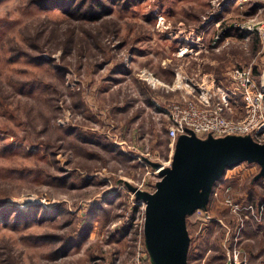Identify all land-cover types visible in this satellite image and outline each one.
Listing matches in <instances>:
<instances>
[{
  "label": "rangeland",
  "instance_id": "obj_1",
  "mask_svg": "<svg viewBox=\"0 0 264 264\" xmlns=\"http://www.w3.org/2000/svg\"><path fill=\"white\" fill-rule=\"evenodd\" d=\"M37 1L0 0V264H128L138 246L152 264L126 184L155 191L173 159L161 108L191 84L250 64L260 81L246 28L264 0H99L91 21L80 0ZM261 171L227 168L187 216V264H264Z\"/></svg>",
  "mask_w": 264,
  "mask_h": 264
},
{
  "label": "water",
  "instance_id": "obj_2",
  "mask_svg": "<svg viewBox=\"0 0 264 264\" xmlns=\"http://www.w3.org/2000/svg\"><path fill=\"white\" fill-rule=\"evenodd\" d=\"M245 139L182 135L176 142L171 166L162 170L153 193L126 184L135 199L145 203L144 241L152 264H187V216L205 209L212 185L227 168L259 163L264 173V145Z\"/></svg>",
  "mask_w": 264,
  "mask_h": 264
},
{
  "label": "built area",
  "instance_id": "obj_3",
  "mask_svg": "<svg viewBox=\"0 0 264 264\" xmlns=\"http://www.w3.org/2000/svg\"><path fill=\"white\" fill-rule=\"evenodd\" d=\"M246 29L257 33L264 43V20ZM209 83L191 84L186 97L169 102L165 108H161L168 121L166 132L170 141V158L173 157L176 142L182 135L193 134L205 139L208 136L222 138L264 134V71L258 81L252 64L238 65L222 79L212 78ZM238 100L244 105L245 117L241 120L228 118L226 114L233 113L231 106ZM171 163L170 160L163 164L161 169L170 167ZM159 171L150 174L156 175ZM137 203L144 206V211L145 203ZM233 258H236L235 254ZM145 261L144 252L138 246L128 264H145Z\"/></svg>",
  "mask_w": 264,
  "mask_h": 264
},
{
  "label": "trees",
  "instance_id": "obj_4",
  "mask_svg": "<svg viewBox=\"0 0 264 264\" xmlns=\"http://www.w3.org/2000/svg\"><path fill=\"white\" fill-rule=\"evenodd\" d=\"M71 1H76V0H71ZM78 2L80 4V6H83L85 4L89 5V7L86 9L87 20L91 21V20H95V19L99 18L98 14L101 13V12H102L101 16L104 15V11H102V5H101V2L99 0H80ZM37 3L39 5H43V6H48V5L55 6V5H58L59 7L61 6L62 8H67V7L71 6V3L68 2L67 0H40V1H37ZM97 8H101V10L98 11ZM238 36H240V35H238ZM252 36H255L253 38V40H252V42H253L252 43V48H253V50H255L260 44V39H259V37H257L256 33H254V35H252ZM223 37L226 38V37H228V35H225ZM254 72L256 73L255 69H254ZM194 215L195 214L189 215L188 219H190Z\"/></svg>",
  "mask_w": 264,
  "mask_h": 264
},
{
  "label": "crops",
  "instance_id": "obj_5",
  "mask_svg": "<svg viewBox=\"0 0 264 264\" xmlns=\"http://www.w3.org/2000/svg\"><path fill=\"white\" fill-rule=\"evenodd\" d=\"M255 74V73H254ZM223 78V77H222ZM222 78H220V79H222ZM145 82V81H144ZM148 86V85H147ZM150 86V85H149ZM147 101H148V99H147ZM148 106H150V107H152V105L150 104V102L148 101V104H147ZM234 104L231 106V109H232V111L234 110ZM141 108H143V107H141ZM149 108L146 106V109L143 111L144 112V115H146V114H150L149 113ZM233 113H234V111H233ZM233 113H228V114H230V115H232ZM166 135H167V132H166ZM168 137V136H167ZM144 160H145V162L146 161H148V159H146V158H144ZM158 176V175H157ZM155 187H156V185H155ZM151 191V190H150ZM154 192V190L153 191H151V192H147V193H153ZM149 261L150 262H152L151 261V257H150V255H149Z\"/></svg>",
  "mask_w": 264,
  "mask_h": 264
},
{
  "label": "bare ground",
  "instance_id": "obj_6",
  "mask_svg": "<svg viewBox=\"0 0 264 264\" xmlns=\"http://www.w3.org/2000/svg\"><path fill=\"white\" fill-rule=\"evenodd\" d=\"M201 75H202V74H201ZM200 77H201V76H200ZM200 77H199V78H200ZM150 78L153 79L151 76H150ZM154 80H155V79H154ZM162 82H163V81H162ZM199 82H200V80H199ZM165 83H166V82H165ZM181 83H182V81H181ZM165 85H166V84H165ZM168 85H170V84H168ZM171 85H172V84H171ZM170 88H171V86H170ZM160 89H161V88H160ZM164 90H165V89H164ZM178 90H179V89H178ZM171 92H173V91H171ZM177 92H178V91H177ZM166 93H167V92H166ZM175 93H176V92H175ZM178 94H179V93H178ZM227 116H228V114H227ZM229 117H230V116H229Z\"/></svg>",
  "mask_w": 264,
  "mask_h": 264
}]
</instances>
